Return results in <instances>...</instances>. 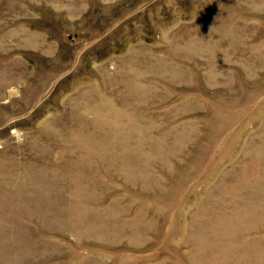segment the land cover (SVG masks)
I'll return each instance as SVG.
<instances>
[{"label":"rangeland","instance_id":"374dc122","mask_svg":"<svg viewBox=\"0 0 264 264\" xmlns=\"http://www.w3.org/2000/svg\"><path fill=\"white\" fill-rule=\"evenodd\" d=\"M0 264H264V0H0Z\"/></svg>","mask_w":264,"mask_h":264}]
</instances>
